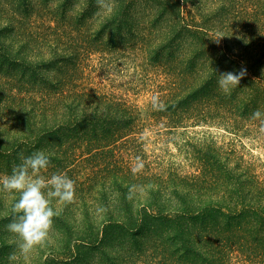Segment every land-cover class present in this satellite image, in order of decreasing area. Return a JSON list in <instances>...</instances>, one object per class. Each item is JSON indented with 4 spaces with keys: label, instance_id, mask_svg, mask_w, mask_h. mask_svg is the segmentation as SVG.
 <instances>
[{
    "label": "trees",
    "instance_id": "1",
    "mask_svg": "<svg viewBox=\"0 0 264 264\" xmlns=\"http://www.w3.org/2000/svg\"><path fill=\"white\" fill-rule=\"evenodd\" d=\"M217 1L114 0L108 12L96 0H41L43 18L34 0H0V177L21 153L43 151L45 177L64 173L76 186L75 203L53 202L55 242L30 264H264V183L249 163L205 140L192 147L191 171L148 168L140 155L134 172L140 112L81 81L92 54L131 43L169 76L159 88L166 110L153 116L172 127L200 118L264 131L252 119L264 113V0L252 3L256 12L246 0ZM36 17L44 33L34 31ZM242 67L246 75L225 95L219 75ZM12 204L0 191V264H26L9 260ZM97 205L107 213L97 215Z\"/></svg>",
    "mask_w": 264,
    "mask_h": 264
},
{
    "label": "rangeland",
    "instance_id": "2",
    "mask_svg": "<svg viewBox=\"0 0 264 264\" xmlns=\"http://www.w3.org/2000/svg\"><path fill=\"white\" fill-rule=\"evenodd\" d=\"M34 1H36L34 5L37 14L40 17L49 18L48 14L44 15L39 9L42 7L39 5L41 0ZM254 1L257 0L244 1V8L252 12L255 9L252 4ZM220 2L222 0L217 1L219 6L222 5ZM51 6L52 4L49 5ZM226 6H229V2ZM186 7L191 8V5L187 4ZM47 10L46 13H48ZM257 10L255 9V12ZM140 16V14L137 15L135 19H139ZM43 18H35L34 27L39 28L34 31L44 33L40 25ZM235 20L234 24H236ZM121 33L127 36L128 29L124 27ZM110 35V32H107L103 37L108 39ZM124 47V45L118 46L117 52L92 54L87 61L81 81L84 87L113 91L137 107L142 127L138 140L141 146L137 154L139 158H141L140 155L142 156L144 163H148V168H156L160 165L167 166V168L173 166L181 174L191 171L192 147L202 141L213 140L225 149L230 150L233 147L238 152V156L242 157V165L247 166L249 163L251 172L255 173L258 180L264 183V131L253 127L248 131L241 129L235 132L216 122H207L200 118H184L175 125L177 127H172L167 118L159 114L156 115L158 117L153 116L151 99L154 95L161 96L159 88L164 87L169 76L164 74L163 68L151 65L148 56L141 54L136 46L130 43V48L124 49Z\"/></svg>",
    "mask_w": 264,
    "mask_h": 264
},
{
    "label": "clouds",
    "instance_id": "3",
    "mask_svg": "<svg viewBox=\"0 0 264 264\" xmlns=\"http://www.w3.org/2000/svg\"><path fill=\"white\" fill-rule=\"evenodd\" d=\"M98 7L112 12L114 0H96ZM223 38L220 36L216 42ZM246 75V69L237 72H224L219 75L218 86L225 95L238 87ZM151 106L154 111H165L166 105L158 96H153ZM253 120L264 123V113L256 110L252 113ZM20 163L13 167L11 174L0 177V191L6 193L12 200L11 219L6 230L15 238V251L10 253V261L20 258L30 264L31 258L54 243V218L59 211L53 207V202L67 206L76 201L75 182L64 173H54L46 178L44 173L51 166L49 155L36 151L29 156L19 155ZM143 168L142 160L137 157L133 168L139 172ZM136 190L133 185L129 189L130 196ZM142 192V189L140 190ZM108 208L97 205V215L106 214Z\"/></svg>",
    "mask_w": 264,
    "mask_h": 264
}]
</instances>
